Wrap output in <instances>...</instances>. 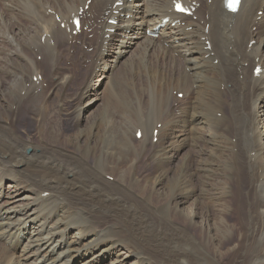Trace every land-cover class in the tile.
<instances>
[{
  "label": "bare ground",
  "instance_id": "obj_1",
  "mask_svg": "<svg viewBox=\"0 0 264 264\" xmlns=\"http://www.w3.org/2000/svg\"><path fill=\"white\" fill-rule=\"evenodd\" d=\"M87 1L0 2V264H264V0ZM65 59L90 70L78 94ZM151 100L152 162L116 157L104 116Z\"/></svg>",
  "mask_w": 264,
  "mask_h": 264
},
{
  "label": "rangeland",
  "instance_id": "obj_2",
  "mask_svg": "<svg viewBox=\"0 0 264 264\" xmlns=\"http://www.w3.org/2000/svg\"><path fill=\"white\" fill-rule=\"evenodd\" d=\"M0 2H1V0H0ZM28 7H27V6ZM26 5H24V8L26 9V11L27 12H31V10H30V8H29V5L26 3ZM0 7H1V3H0ZM1 11V10H0ZM260 14V16H262V14H263V12H259ZM25 14H27L26 12H25ZM23 20V19H22ZM6 23H4V21H1L0 22V24L1 25H3L4 24V26L6 27V28H8V26H9V22H8V20H6L5 21ZM1 25H0V29H1ZM6 28H4V31L6 32L7 31V29ZM85 31H89V30H87V29H85ZM1 33H2V30H0V38H2V36H1ZM90 38H92V36L90 35L89 36ZM252 44L253 45H255V41H253L252 42ZM251 44V45H252ZM93 50L92 49H90L89 50V52H92ZM72 53V52H71ZM36 56V55H35ZM40 59V60H39ZM42 59V57L41 56H39L38 57V61H42L41 60ZM72 62H73V60H68V59H65L61 64L62 65H60V69H58V70H60V71H58V74H57V76L56 77H58V78H60L59 80H62V81H64L66 84L63 86V87H65L64 88V90H63V92H65V91H68L69 92V94L70 95H73V94H78V92H79V89H80V91H81V89H82V87H83V85H84V82H85V78H86V76H87V74L88 73H90V70L89 71H87V70H84V67L78 62V61H76L77 63H79V64H75V67L73 66V64H72ZM71 66V67H70ZM62 67V68H61ZM72 68V69H71ZM64 69V70H63ZM71 69V70H70ZM63 70V71H62ZM61 74H60V73ZM55 74V73H54ZM72 74H76L77 75V77L74 79V85L73 84H71L70 86H68L67 84V82H69V81H67V80H70V79H68L69 77H71V75ZM61 75V76H60ZM56 77H53V79H52V83L53 84H57V82L59 81L58 80V78H56ZM39 79H41V78H39ZM67 81V82H66ZM107 80L106 79H103L102 80V84L97 88V90L92 94V96H94L95 94H97V93H99V100H101L102 98V100L104 101V97H105V95L104 94H106V91H107V88H108V86H107ZM67 85V86H66ZM73 85V86H72ZM46 86V85H45ZM62 87V88H63ZM102 88V89H101ZM106 89V90H105ZM174 95H177V97H179L178 96V94H176V92H175V94ZM117 99H116V104L119 106L120 105V107L121 106H124V103H123V101L120 99V98H118V97H116ZM70 98H68L67 96H64V101H65V103H64V105L65 106H67L69 109L70 108H72V106H73V103H74V101L72 100H69ZM180 99V98H179ZM69 100V101H68ZM99 100L98 101H95L94 103H92V105H90L89 106V109H92L96 104H97V102H99ZM180 100H183V98L182 99H180ZM72 102V103H71ZM70 104H72V105H70ZM153 105V106H152ZM152 106V107H151ZM158 106V107H157ZM149 109H151L152 108V111H151V113L148 115V114H146L145 112L148 110V108ZM117 110V108L115 107L114 108V110ZM138 111H140V114H142L143 112V116L141 117V123L140 124H135L134 122H133V118L132 117H129L128 116V118H129V121H132V123H128V124H124V123H121V126L120 125H111L110 124V119L108 118V117H106V116H104L103 118V120H104V127L102 128L103 129V131H104V134H105V136L106 135H108V140H111L110 141V143L115 147V152L118 154V156H116V157H118V158H134L137 154H139V156H142L143 158H144V164L145 163H147L146 161L147 160H150V158L151 157H149L148 155H149V153H148V150L145 152V151H142L141 149L140 150H138L137 152H135L134 150H136V148H137V146H136V148H134V145H137L136 143H137V141H138V139L136 138V134H137V132L139 131V130H142V137H144V138H152V137H154V132H155V129H156V123H157V121L160 119V107H159V105L158 104H153V102H152V100L150 101V103H149V105L148 106H144V107H137L136 108ZM144 109V110H143ZM145 109H146V111H145ZM154 109V110H153ZM115 110V111H116ZM158 110V111H157ZM154 111V112H153ZM153 113V114H152ZM153 117V118H152ZM145 118V119H144ZM263 119H264V116H263ZM109 120V121H108ZM107 122V123H106ZM69 123L70 122H68V119H65L64 120V123H63V126H64V128H67L68 126H69ZM150 123V124H149ZM108 124V125H107ZM131 124V125H130ZM29 124H25V126H28ZM137 125V126H136ZM142 125V126H141ZM149 125H151L150 127H149ZM107 127H109V128H107ZM129 127H130V129H129ZM136 127V128H135ZM139 127V128H138ZM24 130H27V131H29L30 129H29V127H24L23 128ZM126 130V132H124L125 130ZM146 130V131H145ZM154 130V131H153ZM109 132V133H108ZM111 132V133H110ZM28 133H32L31 131H29ZM134 133V134H133ZM151 133V134H150ZM135 139V140H134ZM129 140V141H128ZM135 141V142H134ZM123 144V145H122ZM152 143H149V144H147V146H148V149H149V145H151ZM125 146V147H124ZM122 149V150H121ZM132 149V150H131ZM129 155V156H128ZM128 156V157H127ZM151 161V160H150ZM152 162V161H151ZM149 163V162H148ZM148 163H147V165H148ZM144 164L143 163H141V167L140 168H145V171H147L148 173H151L152 171H153V168H152V165L149 167V169L146 167V166H144ZM111 179V178H110ZM46 200V199H45ZM30 227V225H28L27 226V228H29Z\"/></svg>",
  "mask_w": 264,
  "mask_h": 264
},
{
  "label": "snow or ice",
  "instance_id": "obj_3",
  "mask_svg": "<svg viewBox=\"0 0 264 264\" xmlns=\"http://www.w3.org/2000/svg\"><path fill=\"white\" fill-rule=\"evenodd\" d=\"M235 2H238V0H233V5L232 6H234Z\"/></svg>",
  "mask_w": 264,
  "mask_h": 264
}]
</instances>
